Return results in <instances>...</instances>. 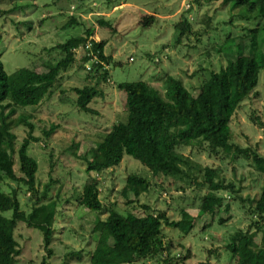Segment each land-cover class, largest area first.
<instances>
[{"label":"rangeland","instance_id":"rangeland-1","mask_svg":"<svg viewBox=\"0 0 264 264\" xmlns=\"http://www.w3.org/2000/svg\"><path fill=\"white\" fill-rule=\"evenodd\" d=\"M220 2L203 0L202 7L194 9L193 0H111L110 4L107 0H0V58L8 73L22 67L38 73L48 71L47 65L56 64L60 59V52L52 47L72 36H85L88 29L93 31L91 37L94 39L107 40L105 51L112 57L106 65L111 83L97 78V71L91 73L87 65L84 68L77 62L60 74L51 98L35 107L20 108L14 116L21 113L32 115L33 134L43 138L33 142L29 149V153L39 161L38 187L42 190L52 180L50 197L60 201L52 254L44 248L41 231L20 222L16 237L22 254L15 264H91L89 251L107 213L92 212L78 205L76 196L87 177L86 163L79 156L96 146L114 123L127 120L126 94L116 87L118 83L152 81L163 94L166 76L172 74L181 78L185 86L196 94L201 80L209 71L219 70L230 58L237 57L239 49L234 44L221 48L225 36L223 24L218 22L229 18V10L222 9ZM189 7L193 8L191 17L195 19L197 14L206 11L215 14L219 28L210 36L201 37L200 42L193 35L174 46V25ZM151 14H155L156 19L152 25L145 26L143 19ZM71 17H75L78 23L65 27ZM101 20L111 26L101 23ZM238 41L242 42L243 51L249 53L248 40ZM262 42L264 51V38ZM48 80L40 77L36 82ZM98 81L104 95L91 103L97 113L81 112L66 101L68 97L74 98L75 87ZM253 111L264 122V70L254 94L242 104L231 121V144L221 159L210 157L198 148L184 149L190 164H195V167L191 169L192 179L182 180L153 176L141 162L125 155L120 165L99 175L104 204H115L121 211L132 210L138 214L148 208L165 210L174 221L183 219V209L195 217L193 228L188 220L177 228L164 225L165 240L174 245L166 257L183 255L186 253L181 252L183 249L191 248L190 257L180 264L207 261L213 264H252L249 258L251 254L257 255L258 249L246 240L240 242L236 257L225 248L236 231L246 230L249 224L245 215L248 203L242 205L240 200L233 199L236 194L231 196L229 191L222 190L224 205L215 216H199L198 212L201 197L207 191L201 169L207 166L217 167L219 178L225 184L233 182L243 198L250 197L256 203H263L264 162L256 161L252 153L250 156H235V146L238 145L250 147L264 157V127L256 126L250 120ZM52 125H56V129L46 138L43 130ZM14 131L18 142L28 135L25 124L16 126ZM130 173L149 177L152 181L150 191L125 197L122 189ZM4 190L9 191V188L5 186ZM18 196L22 208L29 211L32 201L25 187L19 189ZM227 206L229 211L224 210ZM11 214V211L4 212L8 217ZM229 214L232 215L225 222H220ZM261 236V233L255 236L257 243L261 242ZM153 263L154 260L139 262Z\"/></svg>","mask_w":264,"mask_h":264},{"label":"trees","instance_id":"trees-1","mask_svg":"<svg viewBox=\"0 0 264 264\" xmlns=\"http://www.w3.org/2000/svg\"><path fill=\"white\" fill-rule=\"evenodd\" d=\"M107 2L110 4L111 0ZM220 4L222 9L229 10V18L218 22L223 24L225 36L221 48L234 44L239 49L237 57L230 58L219 70L209 71L201 80L196 94L185 86L181 78L172 74L166 76L163 94L160 88L145 80L118 83L116 87L126 94L127 120L114 123L96 146L79 156L86 163L87 177L76 196L78 205L92 212L107 213L102 229L89 251L91 264H139L144 260H154L153 264H180L190 257L191 248L183 249L181 252H186L183 255L166 257L174 245L165 240L164 225L177 228L188 220L193 228L195 217L184 209L183 219L174 221L165 210L148 208L138 214L132 210L121 211L115 204L106 206L101 198L99 175L120 165L124 156L129 155L147 167L153 176L186 180L192 179L191 169L195 164H190L184 149L198 148L210 157H223V152L231 144V121L242 104L254 94L264 70V0H221ZM193 5L196 6L194 9H200L203 0H193ZM193 8L189 7L176 21L174 46L193 35L200 42L201 37L210 36L218 30L215 14L206 11L197 14L195 19L191 17ZM155 19V14L146 15L144 25H152ZM100 22L111 26L109 22ZM77 23L78 20L71 17L65 27ZM92 34L93 31L88 29L87 36H72L53 46L60 52V59L56 64H48L49 70L46 72L38 73L22 67L8 73L0 58V264H15L22 254L16 237L20 222L39 229L45 250L52 254L51 244L60 201L50 197L52 180L44 189L38 187L39 161L29 153L31 144L43 138L33 134L35 125L30 120L31 114L14 116L20 108L35 107L51 98L62 72L77 62L86 68L90 55L78 58L74 48L89 38L93 41L92 51L97 54L89 72L97 71V78L111 83L106 66L112 59L105 53L107 40H96L91 37ZM239 39L248 40L249 53L243 51ZM40 77L49 80L37 83L36 79ZM99 84L98 81L96 84L75 87L74 98L68 97L66 101L81 112L97 113L91 103L96 97L104 95ZM250 120L256 126L264 127V122L255 111L250 114ZM22 124L28 127V135L18 142L14 128ZM55 129L56 125L44 129L45 137L49 138ZM235 151L236 157L250 156L252 153L256 161L264 162V157L250 147L237 145ZM51 166L53 168V164ZM201 171L207 191L201 197L198 215L215 216L221 210L225 197L220 191L227 190L231 196L236 194L233 199L240 200L242 205L248 203L245 215L249 224L246 230L236 231L225 248L236 257L240 242L246 240L258 249L257 255L251 254L250 262L264 264V199L261 204L250 197L245 199L240 196L233 182L225 184L219 178L217 167L207 166ZM5 186L9 191L4 190ZM22 186L32 201L29 211L22 208L19 200L18 193ZM151 188L149 177L130 173L125 179L122 193L130 198L131 194L141 195ZM128 202L132 203L130 200ZM224 210L229 211V207ZM6 211L12 212L10 217L4 215ZM231 215L221 218L220 222H225ZM258 233L262 234L260 243L255 241ZM197 264L213 263L207 261Z\"/></svg>","mask_w":264,"mask_h":264},{"label":"built area","instance_id":"built-area-1","mask_svg":"<svg viewBox=\"0 0 264 264\" xmlns=\"http://www.w3.org/2000/svg\"><path fill=\"white\" fill-rule=\"evenodd\" d=\"M92 45H93V41L91 38H89L85 42L79 44L77 47L74 48L75 53L78 58L84 56L85 54L90 55V58L88 62L86 63L88 70H91V66L88 64L89 63L92 64V61L97 59V54L92 51ZM131 60H132V57H131Z\"/></svg>","mask_w":264,"mask_h":264},{"label":"crops","instance_id":"crops-1","mask_svg":"<svg viewBox=\"0 0 264 264\" xmlns=\"http://www.w3.org/2000/svg\"><path fill=\"white\" fill-rule=\"evenodd\" d=\"M105 53H106V51H105ZM106 54H107V53H106ZM149 82L154 83V82H152V81H149Z\"/></svg>","mask_w":264,"mask_h":264}]
</instances>
